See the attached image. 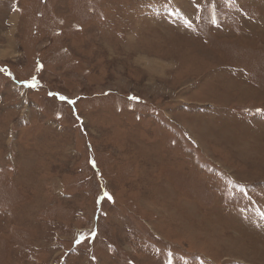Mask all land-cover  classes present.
Here are the masks:
<instances>
[{
	"label": "rangeland",
	"instance_id": "1",
	"mask_svg": "<svg viewBox=\"0 0 264 264\" xmlns=\"http://www.w3.org/2000/svg\"><path fill=\"white\" fill-rule=\"evenodd\" d=\"M258 215L264 0H0V264H264Z\"/></svg>",
	"mask_w": 264,
	"mask_h": 264
},
{
	"label": "snow or ice",
	"instance_id": "2",
	"mask_svg": "<svg viewBox=\"0 0 264 264\" xmlns=\"http://www.w3.org/2000/svg\"><path fill=\"white\" fill-rule=\"evenodd\" d=\"M61 99H64V97H61ZM259 111V110H258ZM79 243V241H77Z\"/></svg>",
	"mask_w": 264,
	"mask_h": 264
}]
</instances>
